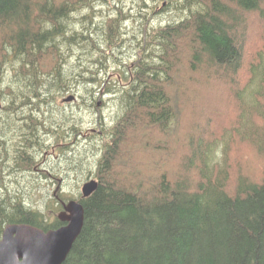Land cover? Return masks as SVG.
<instances>
[{
    "label": "trees",
    "instance_id": "trees-1",
    "mask_svg": "<svg viewBox=\"0 0 264 264\" xmlns=\"http://www.w3.org/2000/svg\"><path fill=\"white\" fill-rule=\"evenodd\" d=\"M95 1L0 0V104L5 118L21 112L24 121L16 138L0 129V240L9 223L45 230L61 226L59 220L48 222L46 214L28 201L29 185H11L6 172L34 168V152L45 145L41 134L62 137V122L42 117L46 110L41 106L77 91L78 77L87 69L80 64L75 72L66 66L64 46L85 47L100 55L99 61L110 56L120 62L116 50L125 40L121 22L128 15H108L101 40L92 32L90 13L82 17V30L73 26L75 12L95 10ZM162 1L164 9L176 4L188 13L179 21L147 26L137 35L139 57L118 90L124 112L112 127H103L99 186L90 196L78 198L85 209L84 226L63 264H264V173L254 179L238 172L233 185L226 143L194 135L179 169L158 170L151 163L163 151L157 132L165 135L175 117L171 89L189 94L192 89L200 96L217 80L228 84L223 90L236 99L239 123L233 129L263 153L264 0ZM253 30L261 31L263 44L253 53L247 47L248 57L255 58L249 61L245 45ZM246 64L250 75L241 85L239 74ZM8 66L15 71L9 81ZM198 71L201 80L191 75ZM39 98L37 114L31 107L20 108L35 105ZM148 130L155 134V147L147 150L150 164L145 169L137 151ZM230 135L225 129L214 139L224 141ZM170 140L161 145L168 148Z\"/></svg>",
    "mask_w": 264,
    "mask_h": 264
},
{
    "label": "rangeland",
    "instance_id": "rangeland-1",
    "mask_svg": "<svg viewBox=\"0 0 264 264\" xmlns=\"http://www.w3.org/2000/svg\"><path fill=\"white\" fill-rule=\"evenodd\" d=\"M165 4V1L163 3L162 0H110V2L96 0L95 10L83 9L73 15V26L78 30L84 28L85 22L82 17L89 13L93 15L94 21L90 26L93 29L92 32L95 33L94 36L99 40L103 39L101 31L108 15H111V17L121 16L119 13L122 12L128 17L121 22V30L125 40L116 50L117 57L122 64L110 56L106 59L101 57L99 61L100 55L91 53L85 47L77 45H72V47L64 46L65 57L67 58L65 59V65L72 70L74 69L75 72L82 68L79 67L80 64L87 69L84 71V77H78L80 83L77 86V91H69L64 95L58 96L54 103L41 106L42 110L47 108L45 114H41L42 117L55 123L62 122L64 127V131L60 130L62 137H57L52 133L41 134L40 139L45 142V145L44 149L34 152L37 161L34 168L25 171L11 169L6 172V181L11 185L21 183L22 185L30 186L28 201L35 208L42 210L46 214L48 222L54 223L57 219V215L61 211V199L64 201L78 200L82 195L84 183L91 179L98 180L97 170L100 158L103 155L102 142L106 140V136L104 137L102 133L103 127L104 129L112 127L124 112L118 90L123 88L121 83L124 76L130 74V71H128L130 70L129 66L133 65L134 60L139 57L140 48L137 46L139 41L137 35L142 30H145L147 26L151 29L160 24L179 21L188 13L187 11L176 9V4L166 5L164 9L163 5ZM141 14L145 15V18H142ZM123 17L121 16V18ZM259 32L261 31L253 30L252 35L247 38L245 48L246 56L249 59L246 58V60L255 59L254 55L248 57L247 47L250 52L252 50V53L262 47L263 41ZM123 64L127 65L124 66ZM247 64L239 74L241 85H245L250 75L247 70ZM104 65L105 67H103ZM8 68L10 70L8 69L6 74L7 81L15 76V71L12 67L8 66ZM91 71L96 73H91ZM191 75L196 79L198 77L200 80L203 78L202 73L199 71ZM211 79L217 80V78ZM217 81L210 92L204 91L200 96L192 93V89L188 91L191 94L186 93L187 90L184 88L186 91L171 89L175 117L170 128L165 130L167 137L163 135L164 133L157 132L160 140L157 141V145L163 151L151 163H155L158 170L163 169L170 172L179 169L178 163L181 161V155L187 152V144L191 141V136L194 135L200 136L202 140L204 138L209 141L217 140L222 142L223 146V142L226 143L233 185H235L237 180L238 172L248 174L254 179H259L263 176L264 153H258L252 145L243 141L235 132L236 130L233 129L239 123V110L236 99L230 97V95L228 96L229 93L226 94V91L223 90V88L225 90L228 89V84L222 83L220 80ZM109 89L112 91H109ZM216 92H220L221 95L215 98ZM71 94H74L78 99L63 103V99ZM222 95L225 97H222ZM191 99L197 101L192 102ZM39 100L40 98L35 101V104ZM94 102H96V106L93 105ZM30 107L34 111L39 110L36 105L31 104L20 108L29 110ZM0 109V114L4 115V118L0 119V129L8 130L9 136L13 135L12 138H16L20 135L19 128L24 124L21 119L23 113L13 114L10 119L5 118L6 110L2 104H0ZM49 112L52 114H48ZM35 113L37 114L36 111ZM39 113L41 112L39 111ZM74 125V129L71 130L70 127ZM225 129L229 130L232 135L224 141L218 140ZM208 131L213 132L206 133ZM144 136L145 143L143 147H139L137 152L140 155L141 164L147 169L150 164L147 150H152L155 147V145L152 146V139H154L152 137H155V134L148 130ZM168 136L171 140L168 148H166L161 143L164 142L166 145L165 140H169ZM60 179L63 180L61 184L59 183ZM57 190H59L57 193L59 198L55 197V191Z\"/></svg>",
    "mask_w": 264,
    "mask_h": 264
},
{
    "label": "water",
    "instance_id": "water-1",
    "mask_svg": "<svg viewBox=\"0 0 264 264\" xmlns=\"http://www.w3.org/2000/svg\"><path fill=\"white\" fill-rule=\"evenodd\" d=\"M76 99L71 94L63 102ZM98 186L97 179L85 182L82 196H90ZM59 218L66 223L49 230L27 223L7 224L0 240V264H63L83 229V204L76 199L64 203Z\"/></svg>",
    "mask_w": 264,
    "mask_h": 264
},
{
    "label": "bare ground",
    "instance_id": "bare-ground-1",
    "mask_svg": "<svg viewBox=\"0 0 264 264\" xmlns=\"http://www.w3.org/2000/svg\"><path fill=\"white\" fill-rule=\"evenodd\" d=\"M82 2H83V0H82ZM100 2H101V0H100ZM102 2H103V0H102ZM63 4H64V3H63ZM89 5H90V4H89ZM172 8H173V7H172ZM113 9H114V8H113ZM109 10H110V9H109ZM182 11H183V10H182ZM184 11H185V10H184ZM196 12H197V11H196ZM200 14H201V13H200ZM141 15H142V14H141ZM191 18H192V17H191ZM173 20H174V19H173ZM126 21H127V20H126ZM37 23H38V22H37ZM101 23H102V22H101ZM75 25H76V24H75ZM98 27H99V26H98ZM168 28H169V27H168ZM107 34H108V33H107ZM81 36H82V35H81ZM104 38H105V37H104ZM92 39H93V37H92ZM80 41H81V40H80ZM142 41H143V40H142ZM62 42H63V41H62ZM63 44H64V43H63ZM151 44H152V43H151ZM74 46H75V45H74ZM71 47H72V46H71ZM68 49H69V48H68ZM148 49H149V48H148ZM139 52H140V51H139ZM152 54H153V53H152ZM68 55H69V54H68ZM66 59H67V58H66ZM143 60H144V59H143ZM10 64H11V63H10ZM138 64H139V63H138ZM67 65H68V64H67ZM42 66H43V65H42ZM63 66H64V65H63ZM142 67H143V66H142ZM9 70H10V69H9ZM64 70H65V69H64ZM125 71H126V70H125ZM146 76H147V75H146ZM106 78H107V77H106ZM122 78H123V77H122ZM144 78H145V77H144ZM4 80H5V79H4ZM56 80H57V79H56ZM30 81H31V80H30ZM116 82H117V81H116ZM25 84H26V83H25ZM26 85H27V84H26ZM111 85H112V84H111ZM28 86H29V85H28ZM34 86H35V85H34ZM44 90H45V89H44ZM122 93H123V92H122ZM124 94H125V93H124ZM124 94H123V95H124ZM119 95H120V94H119ZM21 96H22V95H21ZM117 96H118V93H117ZM126 96H127V95H126ZM120 97H123V96H120ZM120 97H119V98H120ZM124 98H126V97H124ZM124 98H123V99H124ZM55 99H56V98H55ZM77 99H78V98H77ZM126 99H127V98H126ZM30 100H31V99H30ZM121 100H122V98H121ZM54 101H55V100H54ZM127 102H128V101H127ZM127 102H126V103H127ZM133 102H134V100H133ZM122 103H123V102H122ZM123 104H124V103H123ZM35 105H36V104H35ZM42 105H43V104H42ZM121 105H122V104H121ZM127 105H128V104H127ZM132 106H133V105H132ZM32 107H33V106H32ZM50 107H51V106H50ZM71 107H72V106H71ZM124 107H125V106H124ZM127 107H129V106H127ZM41 108H42V107H41ZM43 108H44V107H43ZM48 108H49V107H48ZM51 108H52V107H51ZM133 108H134V107H133ZM120 109H121V108H120ZM131 109H132V108H131ZM131 109H130V110H131ZM0 110H1V109H0ZM45 110L47 111V108H46ZM48 110H49V109H48ZM95 110H96V109H95ZM52 111H53V110H52ZM132 111H133V110H132ZM34 112H35V111H34ZM54 112H55V111H54ZM129 112H130V111H129ZM132 113H133V112H132ZM48 114H52V113L49 112ZM54 114H55V113H54ZM54 114H53V115H54ZM57 114H58V113H57ZM57 114H56V115H57ZM27 115H28V114H27ZM107 115H108V114H107ZM130 115H131V114H130ZM47 116H48V115H47ZM32 117H33V116H32ZM116 117H117V116H116ZM34 118H35V117H34ZM101 118H102V117H101ZM32 119H33V118H32ZM111 121H112V120H111ZM114 121H115V120H114ZM112 122H113V121H112ZM72 125H73V124H72ZM117 126H118V125H117ZM121 127H122V126H121ZM122 128H123V127H122ZM21 130H22V129H21ZM235 132H236V131H235ZM116 134H117V133H116ZM103 135H104V134H103ZM13 140H14V139H13ZM35 146H36V145H35ZM259 149H260V148H259ZM84 150H85V149H84ZM178 151H179V150H178ZM263 153H264V152H263ZM190 154H191V153H190ZM193 156H194V155H193ZM259 157H260V156H259ZM111 160H112V159H111ZM36 162H37V161H36ZM40 165H41V164H40ZM40 165H39V166H40ZM33 167H34V166H33ZM203 167H204V166H203ZM228 167H229V166H228ZM31 168H32V167H31ZM27 169H28V168H27ZM41 169H42V168H41ZM28 170H31V169L29 168ZM43 170H44V169H43ZM89 171H90V170H89ZM89 173H90V172H89ZM89 173H88V174H89ZM103 173H104V172H103ZM97 174H98V173H97ZM86 175H87V174H86ZM98 175H99V174H98ZM88 176H89V175H88ZM200 176H201V175H200ZM211 176H212V175H211ZM90 177H91V176H90ZM204 177H205V176H204ZM212 177H213V176H212ZM198 178H199V177H198ZM198 178H197V179H198ZM200 178H201V177H200ZM202 179H203V177H202ZM205 180H206V179H205ZM100 183H101V182H100ZM39 184H40V183H39ZM16 200H17V199H16ZM18 200H19V199H18ZM54 201H55V200H54ZM20 220H21V219H20ZM59 220H60V219H59ZM23 223H24V222H23ZM64 223H65V222H64ZM27 224H28V223H27Z\"/></svg>",
    "mask_w": 264,
    "mask_h": 264
},
{
    "label": "flooded vegetation",
    "instance_id": "flooded-vegetation-1",
    "mask_svg": "<svg viewBox=\"0 0 264 264\" xmlns=\"http://www.w3.org/2000/svg\"><path fill=\"white\" fill-rule=\"evenodd\" d=\"M63 102V101H62ZM63 103H65V102H63ZM99 104H100V102L98 103V106H99ZM63 182V180L62 179H60L59 180V183L61 184ZM56 192L57 191H55V194H56ZM59 198V197H58ZM70 201V200H69ZM69 201H64V200H60V203H61V211H60V213L64 210V203H67V202H69ZM59 213V214H60ZM59 214L57 215V219L56 220H59L60 218H59ZM59 222H60V224H61V226L63 225V224H65L63 221H61V219L59 220Z\"/></svg>",
    "mask_w": 264,
    "mask_h": 264
}]
</instances>
